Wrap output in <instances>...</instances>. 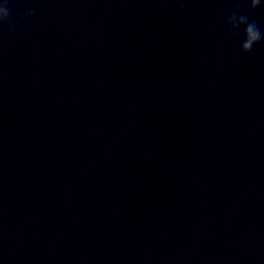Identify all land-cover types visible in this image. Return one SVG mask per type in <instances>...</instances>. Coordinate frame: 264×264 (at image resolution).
Returning a JSON list of instances; mask_svg holds the SVG:
<instances>
[{
	"label": "clouds",
	"instance_id": "obj_1",
	"mask_svg": "<svg viewBox=\"0 0 264 264\" xmlns=\"http://www.w3.org/2000/svg\"><path fill=\"white\" fill-rule=\"evenodd\" d=\"M10 3L11 0H3V3H0V26L8 25L9 30L12 31L16 28L19 21H14L9 7ZM249 3L251 10H255L260 7L261 0H249ZM26 15H34V10H29ZM227 26L231 32L237 35L243 29V40L241 42V52L243 54L250 53L254 45L264 39V33L261 32L256 22L250 21L248 15L240 14L239 3L235 4L232 13L229 15Z\"/></svg>",
	"mask_w": 264,
	"mask_h": 264
}]
</instances>
